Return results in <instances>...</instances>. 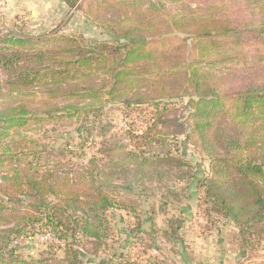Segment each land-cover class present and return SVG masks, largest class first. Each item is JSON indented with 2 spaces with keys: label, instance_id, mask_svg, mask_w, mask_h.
<instances>
[{
  "label": "trees",
  "instance_id": "16d2710c",
  "mask_svg": "<svg viewBox=\"0 0 264 264\" xmlns=\"http://www.w3.org/2000/svg\"><path fill=\"white\" fill-rule=\"evenodd\" d=\"M156 3L143 9L144 0H88L86 15L102 21L99 27L110 41L82 35L35 39L14 32L0 38V264H133L116 248L122 245L116 239L115 214L134 215L131 238L145 232V222L134 201L121 196L126 187L112 184L104 173L115 161L94 171L67 170L60 163L47 168L55 148L22 136L34 122L56 121L65 114L73 120L83 103L90 106L107 95L117 100L123 89L134 94V99L120 100L124 114L138 111L147 122L143 134L132 139L156 148L169 146L163 129L185 135L210 160V174L197 184L210 224L216 218L231 221L242 250L264 244V67L258 69L264 66V4L247 5L262 15L258 23H235L224 19L228 9L201 6L163 18L155 14L161 6ZM69 4L77 6L76 1ZM117 13L124 19H107ZM225 39L241 51L223 55L219 62L238 58L250 78L220 92L215 73L201 65L226 45ZM250 46L261 52L251 55V61ZM98 74L104 79L96 90L92 78ZM186 98L184 108L177 109L176 102ZM79 137L86 155L92 138ZM115 147L103 141L98 155L110 156ZM166 160L182 164L169 155ZM127 187L135 191L131 184ZM165 213L153 211L152 216ZM184 221L171 217L158 231L183 245ZM21 240L30 245L43 240L46 252L38 257L20 252Z\"/></svg>",
  "mask_w": 264,
  "mask_h": 264
},
{
  "label": "rangeland",
  "instance_id": "374dc122",
  "mask_svg": "<svg viewBox=\"0 0 264 264\" xmlns=\"http://www.w3.org/2000/svg\"><path fill=\"white\" fill-rule=\"evenodd\" d=\"M69 1L71 0H0V38L8 32H14L35 39L45 35L53 37L64 35L74 38L82 35L92 41H110L111 36L105 35L99 27L102 21L97 23L86 15L88 0H72L77 2L75 8L71 7ZM152 1L157 5V0H144L143 9H146ZM158 1L161 5L160 11L155 14L163 18L190 13V9L199 10L201 6L205 7V10L228 9L232 14L226 12L224 19L235 23L249 21L258 23L262 15L257 10H249L247 5L260 4V1L264 4V0ZM124 11L127 9L122 10ZM115 17L124 19L121 18L120 13L107 15L110 21H117ZM218 40L223 42L221 38ZM225 44L219 52L209 53L208 58L201 65L215 73L213 74L219 80L217 88L220 92L234 90L235 86L246 84L248 81L245 79L250 78L248 70H246L248 72L241 70L238 58H233L228 63L219 62L223 55H234L241 51V48L230 42V39H225ZM250 48L249 61L252 60L251 55L259 51L256 46ZM196 59L199 60V57L196 56ZM263 67L258 66V69ZM103 79L104 76L101 74L92 78V83L97 85L96 90L102 85ZM134 91L136 92L137 89ZM140 92L144 94L145 88ZM120 93L121 96L117 100L107 95L106 98L90 106L87 105L90 104L89 102L83 103L81 106L83 111L73 120H68L65 114L56 121L34 122L32 126L22 131V136L35 141L37 146L55 148L47 168L60 163L67 170L70 168L73 171H94L96 167L103 170L110 159L115 161L116 165L113 166L114 163H111V169L104 173L111 176L112 184L126 187L127 191H121V196L134 201V206L145 222L143 225L145 232L131 238L129 233L136 222L134 215L118 211L115 214L116 220L113 223L117 225L116 239H119L118 243L122 245L117 244L116 248L118 251H121L120 249L124 251L129 263L220 264L221 260L225 259L234 262L231 264H264V244L258 247L246 246V249L242 250L236 240L239 230L231 221L216 218L213 225L210 224V218L201 206V194L197 190L200 179L210 174V160L201 154L185 135H173L174 128L163 129L164 139L169 146L148 148L140 145L141 140L132 139V136L138 137L143 134L147 127L146 119L139 116L138 111L124 114L119 104L120 100L134 99V94H130L127 89L121 90ZM182 102L187 103L188 98L177 101L179 105L177 109L184 108ZM63 103L59 104L60 107L64 105ZM131 109L134 110L133 106ZM188 113V111L184 112L185 115H189ZM79 129L82 130L81 133H78ZM131 130L136 132V135H132ZM80 135L83 138H92L86 155L80 149L82 142ZM103 141L116 145V151H111L110 156L98 155V149ZM168 155L179 158L182 164L168 162L166 160ZM128 184L135 188L133 193L128 191ZM153 211L166 213L158 214L153 218ZM174 216L185 219V229L180 236L183 245L168 241L158 231L164 226L165 220ZM152 219H155V224L150 222ZM119 230L122 231L121 235L118 234ZM140 236L143 240L139 239ZM134 243L138 246L130 247ZM42 244H44L43 240L32 245L26 240H21L18 246L20 252L38 257L42 252H46L42 247L46 245Z\"/></svg>",
  "mask_w": 264,
  "mask_h": 264
},
{
  "label": "crops",
  "instance_id": "0c3cea01",
  "mask_svg": "<svg viewBox=\"0 0 264 264\" xmlns=\"http://www.w3.org/2000/svg\"><path fill=\"white\" fill-rule=\"evenodd\" d=\"M222 262H220V264H231V262L232 263H234L233 261H227V260H221Z\"/></svg>",
  "mask_w": 264,
  "mask_h": 264
}]
</instances>
